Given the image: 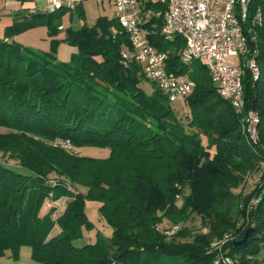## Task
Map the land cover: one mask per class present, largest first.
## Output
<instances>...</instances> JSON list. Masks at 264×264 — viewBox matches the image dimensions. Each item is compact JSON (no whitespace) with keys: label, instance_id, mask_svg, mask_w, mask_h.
I'll use <instances>...</instances> for the list:
<instances>
[{"label":"trees","instance_id":"obj_1","mask_svg":"<svg viewBox=\"0 0 264 264\" xmlns=\"http://www.w3.org/2000/svg\"><path fill=\"white\" fill-rule=\"evenodd\" d=\"M165 9L164 1H148L139 14L148 43L167 53L166 71L195 85L179 103L181 118L152 82L151 94L139 87L146 79L133 58L123 62L121 52L131 47L115 18L67 30L62 41L74 48L68 63L57 62V42L41 54L9 37L0 40V128L7 131L0 133V154L26 171L0 163V258L9 251L17 259L28 246L38 264H212L211 245L223 240L219 247L235 264H259L264 0H250L243 25L246 33L259 11L260 24L253 26L259 74L254 81L245 71L242 79L244 113L254 110L259 119L255 142L247 139L242 114L220 97L207 70L196 61L181 62L183 41L161 34ZM64 11L29 14L34 21L27 27L39 18L51 27ZM65 142L76 149L105 148L109 156H78L61 147ZM50 174L60 180L50 183ZM249 176L257 180L245 194ZM46 200L51 207L42 214ZM88 201L100 204L98 212L111 229L108 237L97 233L94 243L86 234L93 228L85 213ZM194 216L205 233L187 226ZM164 222L179 225L178 231L167 236ZM248 230L246 242L235 246Z\"/></svg>","mask_w":264,"mask_h":264},{"label":"built area","instance_id":"obj_2","mask_svg":"<svg viewBox=\"0 0 264 264\" xmlns=\"http://www.w3.org/2000/svg\"><path fill=\"white\" fill-rule=\"evenodd\" d=\"M45 13L59 10L73 12L83 0H43ZM101 1V0H98ZM166 4L161 34L172 40L179 37L184 47L180 60L184 64L192 61L204 67L220 97L229 102L238 114H242V128L247 139L256 141L259 123L254 110L244 113L242 79L247 71L252 80L258 78L257 52L253 26L260 24L259 11L244 32L248 21L247 7L250 0H161ZM143 0H111L114 18L127 35L131 51L123 50L124 63L130 58L140 65L144 79L152 82L168 99L171 105L182 103L189 96L194 83L186 77H178L165 69L167 53L158 52L148 43L147 32L142 28L139 14ZM33 12V11H32ZM239 59L237 66L230 62ZM167 236H173L179 225L163 228ZM264 245V244H263ZM212 264H235L234 260L219 250Z\"/></svg>","mask_w":264,"mask_h":264},{"label":"rangeland","instance_id":"obj_3","mask_svg":"<svg viewBox=\"0 0 264 264\" xmlns=\"http://www.w3.org/2000/svg\"><path fill=\"white\" fill-rule=\"evenodd\" d=\"M155 1V0H154ZM36 9L38 13L46 14L44 11V1L36 0ZM58 14V13H57ZM152 14L148 13L147 17H150ZM106 17L108 19H114V10L110 0H83L81 9L78 11H64L55 15L52 19L51 27L46 25V21H43L41 18L35 19V25L32 27H27V25L34 21L30 15L26 18H17L15 19L13 16L8 18L0 19V40H3L5 37H9L7 39L8 42L19 45L21 48L26 50H31L34 52H38L41 54H46L52 51V46L54 42H57V46L55 48V57L57 62L59 63H68L70 60L71 53L74 52V48L71 47L66 42H63V38L65 37L67 30L75 31L81 28L83 25L91 26L94 24L97 18ZM22 31L14 34L12 33L16 29H23ZM118 29L121 30V27L118 25ZM230 62L233 66H237L239 63V59L236 57H232ZM139 87L146 93L151 94L154 85L146 80L140 82ZM184 109L183 106H180L178 103L173 105V112L177 118L182 117ZM7 132L5 129L0 128V133ZM205 144V142H203ZM53 146H57V143H54ZM61 147L71 151L73 154H77L78 156H84L91 159L103 160L108 158L109 150L105 148H93V147H84L80 149L72 148L68 142L61 143ZM213 152V151H212ZM0 163L6 165L7 167H11L13 169H17L20 173H26V171L20 167L16 161H12L8 159L6 156H2L0 154ZM48 181L50 183L57 182L60 180L55 174H50L48 177ZM257 180V177H247L246 183L243 187V192L249 193L253 188L254 184ZM66 184H69L66 180L62 179ZM73 190H79L81 193H85V189L78 186H70ZM235 190V192H238ZM57 209L61 211L64 208V203H57ZM99 206L100 204L95 201H88L85 204V213L88 220L93 224V228L86 232L88 236V240L91 242H95L96 234L100 233L105 237L110 236L111 229L106 224L104 219L99 214ZM49 207H51V203L49 201H45L41 213L44 214ZM171 224L168 222H164L161 225V228H167ZM187 226L193 230L194 232H202L205 233L207 230L202 227L199 217H192L190 221L187 223ZM87 241V240H86ZM85 241V242H86ZM222 241H215L211 245V253L214 255L219 250V245ZM83 242L79 241L78 245H82ZM264 253V246L262 248L261 253ZM260 253V254H261ZM31 251L28 246H22L19 249V254L17 259H13L10 257V252L6 251L5 255L0 258V264H38L31 259ZM259 257V255H258ZM257 259L259 264H264V258Z\"/></svg>","mask_w":264,"mask_h":264},{"label":"crops","instance_id":"obj_4","mask_svg":"<svg viewBox=\"0 0 264 264\" xmlns=\"http://www.w3.org/2000/svg\"><path fill=\"white\" fill-rule=\"evenodd\" d=\"M148 1L154 0H143L142 4ZM81 5L79 7H81ZM23 12L26 13V16L38 12L36 9V0H0V19L12 16L17 19L18 15H21ZM257 258H264V253L262 252L259 254V257Z\"/></svg>","mask_w":264,"mask_h":264},{"label":"water","instance_id":"obj_5","mask_svg":"<svg viewBox=\"0 0 264 264\" xmlns=\"http://www.w3.org/2000/svg\"><path fill=\"white\" fill-rule=\"evenodd\" d=\"M25 16H26V13L23 12L21 15H18V18H23ZM249 231L250 230H248V231L245 232L244 238L241 241L236 242L235 243V246H241V245H243L246 242V239H247V236L249 234Z\"/></svg>","mask_w":264,"mask_h":264}]
</instances>
